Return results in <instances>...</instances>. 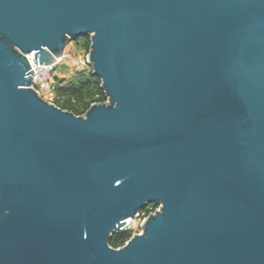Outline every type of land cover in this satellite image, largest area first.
Here are the masks:
<instances>
[{"label":"water","instance_id":"water-1","mask_svg":"<svg viewBox=\"0 0 264 264\" xmlns=\"http://www.w3.org/2000/svg\"><path fill=\"white\" fill-rule=\"evenodd\" d=\"M80 35L82 114L28 57ZM0 264H264V0H0Z\"/></svg>","mask_w":264,"mask_h":264},{"label":"trees","instance_id":"trees-1","mask_svg":"<svg viewBox=\"0 0 264 264\" xmlns=\"http://www.w3.org/2000/svg\"><path fill=\"white\" fill-rule=\"evenodd\" d=\"M85 46H91V38L85 36ZM102 80L93 71L92 65L89 68L79 69L71 77L57 76V84L55 91V102L64 108L73 110L82 114L90 107L94 101H103L108 97L101 86ZM155 204L153 208L144 207L142 211H146V215L155 210L160 202H152ZM132 228H122L116 230L111 236L110 242L114 246H121L133 235Z\"/></svg>","mask_w":264,"mask_h":264},{"label":"rangeland","instance_id":"rangeland-1","mask_svg":"<svg viewBox=\"0 0 264 264\" xmlns=\"http://www.w3.org/2000/svg\"><path fill=\"white\" fill-rule=\"evenodd\" d=\"M85 36L80 35L71 39L68 44V56L62 60V63L57 65V70L60 76L71 77L75 72L82 68H89L90 63L87 62V55L90 51L89 47L85 46ZM155 204H148L149 208H153ZM146 206V207H147ZM146 215V211H142L141 215L133 218L123 228H132L135 231L142 229L141 222Z\"/></svg>","mask_w":264,"mask_h":264},{"label":"built area","instance_id":"built-area-1","mask_svg":"<svg viewBox=\"0 0 264 264\" xmlns=\"http://www.w3.org/2000/svg\"><path fill=\"white\" fill-rule=\"evenodd\" d=\"M68 56V46L66 47V50L64 54L54 62L51 63H44V64H38L35 61V52L28 53V57L30 58L34 73H33V81H34V86L49 100L55 101V91H56V84H57V76H59V72L57 70V65L59 63H62L61 61L64 60ZM87 62L88 60V55H87ZM141 211L139 212V215H141ZM147 215L144 216L142 223ZM131 220L128 219V222ZM127 222V223H128ZM142 229L138 230L141 231ZM135 231V232H138Z\"/></svg>","mask_w":264,"mask_h":264},{"label":"bare ground","instance_id":"bare-ground-1","mask_svg":"<svg viewBox=\"0 0 264 264\" xmlns=\"http://www.w3.org/2000/svg\"><path fill=\"white\" fill-rule=\"evenodd\" d=\"M128 219H129V220H132L133 218L129 217Z\"/></svg>","mask_w":264,"mask_h":264}]
</instances>
